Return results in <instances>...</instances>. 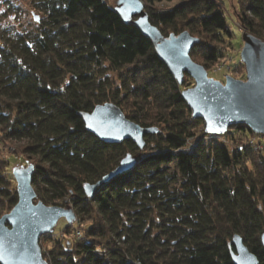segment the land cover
<instances>
[{"label":"trees","instance_id":"1","mask_svg":"<svg viewBox=\"0 0 264 264\" xmlns=\"http://www.w3.org/2000/svg\"><path fill=\"white\" fill-rule=\"evenodd\" d=\"M142 1L165 37L187 31L199 39L190 56L207 71L234 38L223 0H181L171 9L154 6L172 0ZM29 7L37 17L24 30L0 26V134L25 142L21 153L37 161L33 184L43 203L70 198L74 205L78 222L64 235L79 236H43L53 243L43 252L48 263L234 264L239 235L264 264V149L249 142L262 144L264 136L244 124L206 133L182 96L193 79L179 85L152 41L106 0H29ZM237 7L244 33L264 39V0H237ZM105 103L157 129L143 151L86 130L82 114ZM139 153L130 172L86 197L87 184ZM7 164L0 166V218L18 203Z\"/></svg>","mask_w":264,"mask_h":264},{"label":"water","instance_id":"2","mask_svg":"<svg viewBox=\"0 0 264 264\" xmlns=\"http://www.w3.org/2000/svg\"><path fill=\"white\" fill-rule=\"evenodd\" d=\"M114 10L125 23L135 25L155 47L159 58L183 85L188 75L194 87L183 91L182 96L192 111L193 118L202 119L205 131L211 135H225L232 126L244 124L254 134L264 136V39L244 33L241 61L245 66L246 80L227 76L225 82L208 75L204 66L190 56L199 43L189 32L165 37L150 22L142 0H117ZM86 130L106 144L120 145L133 141L140 151L146 146L145 136L155 134V128H143L127 118L122 109L113 104L97 105L90 113H83ZM212 129L209 131V129ZM141 153L127 155L120 164L95 184L85 186L86 197L91 198L103 185L130 172ZM35 167L16 169L18 203L0 218V264H49L43 256L41 238L51 234L61 219L76 221L74 209L66 202L63 206L35 203L37 193L33 184ZM264 246V233L262 234ZM234 264H259V260L244 244L242 237L233 238Z\"/></svg>","mask_w":264,"mask_h":264},{"label":"rangeland","instance_id":"3","mask_svg":"<svg viewBox=\"0 0 264 264\" xmlns=\"http://www.w3.org/2000/svg\"><path fill=\"white\" fill-rule=\"evenodd\" d=\"M13 1V0H11ZM109 5L114 6L117 0H106ZM181 0H172V1H163L160 3H157L154 7L157 9H171L175 6H177L180 3ZM16 4L20 5V7H16L15 9H10V4L7 0H0V26H15L14 28L16 30H24V25L31 20V17L36 16L37 14H33L29 7V0H16ZM226 16L228 24L231 27L232 34L234 35L233 40L226 42V46L224 47V55L223 58L219 60L217 64H221L222 62H226L227 64H230V69L227 70H218V65L216 64L214 67L210 68V72L208 70L209 77L225 82L227 76H231L234 79L238 80H246V70L244 67H238L234 68V66L239 65L242 63L241 61V50L243 48V38L242 34H244V30L241 27V24L239 22V19L237 17V0H223L222 5ZM37 17V16H36ZM224 59V60H223ZM201 64V63H200ZM243 64V63H242ZM113 78L118 79L117 74L113 75ZM184 84V83H183ZM195 82L193 81L194 87ZM252 139H256L253 138ZM257 140V139H256ZM247 141V140H246ZM25 144V142H18V141H4L1 138L0 134V166H2L3 162H8L6 168L4 169L5 176H7L9 182H10V189L17 192V182L14 178L13 172L16 169L20 168H26L30 165L36 166L37 161L33 158H29L28 156H24L21 153V147ZM20 149V150H18ZM36 169V167H35ZM35 188V187H34ZM36 190V188H35ZM37 193V191H36ZM39 201H42L40 197H38L37 193V199L35 200V203H38ZM43 202V201H42ZM68 203L69 206H71L74 209V205L72 203V200L70 198H67L63 202H57L56 205L50 204L48 206H63L65 207V203ZM45 204V203H44ZM47 205V204H45ZM76 213V212H75ZM77 215H76V221ZM69 224L66 219H61L58 224L56 225L53 233L55 239H70L73 240V238L78 237L79 234L75 235H68L67 237L64 235L66 231V225ZM85 226V224H83ZM49 235H52L49 234ZM78 235V236H77ZM42 251L49 255V251L53 249V243L49 242L46 238L41 240L40 242ZM43 246V247H42Z\"/></svg>","mask_w":264,"mask_h":264},{"label":"built area","instance_id":"4","mask_svg":"<svg viewBox=\"0 0 264 264\" xmlns=\"http://www.w3.org/2000/svg\"><path fill=\"white\" fill-rule=\"evenodd\" d=\"M224 60V59H223ZM227 62V61H226ZM225 61L218 65V70H227L230 69V64L226 63ZM250 144L254 145L257 149H264V143L260 144L256 139H249Z\"/></svg>","mask_w":264,"mask_h":264},{"label":"snow or ice","instance_id":"5","mask_svg":"<svg viewBox=\"0 0 264 264\" xmlns=\"http://www.w3.org/2000/svg\"><path fill=\"white\" fill-rule=\"evenodd\" d=\"M38 19V18H37ZM212 129L210 128L209 131H211Z\"/></svg>","mask_w":264,"mask_h":264}]
</instances>
